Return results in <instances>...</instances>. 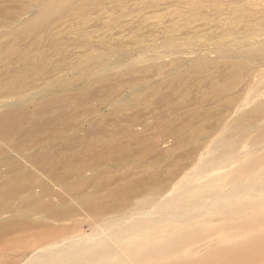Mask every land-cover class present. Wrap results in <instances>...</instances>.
Wrapping results in <instances>:
<instances>
[{
  "label": "rangeland",
  "instance_id": "1",
  "mask_svg": "<svg viewBox=\"0 0 264 264\" xmlns=\"http://www.w3.org/2000/svg\"><path fill=\"white\" fill-rule=\"evenodd\" d=\"M262 44L264 0H0V264L172 192L237 118L264 127Z\"/></svg>",
  "mask_w": 264,
  "mask_h": 264
},
{
  "label": "bare ground",
  "instance_id": "2",
  "mask_svg": "<svg viewBox=\"0 0 264 264\" xmlns=\"http://www.w3.org/2000/svg\"><path fill=\"white\" fill-rule=\"evenodd\" d=\"M237 120L170 194L19 264H264V127ZM253 128L252 147L242 146Z\"/></svg>",
  "mask_w": 264,
  "mask_h": 264
}]
</instances>
